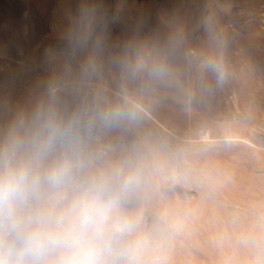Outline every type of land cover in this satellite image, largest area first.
<instances>
[{"label": "rangeland", "instance_id": "obj_1", "mask_svg": "<svg viewBox=\"0 0 264 264\" xmlns=\"http://www.w3.org/2000/svg\"><path fill=\"white\" fill-rule=\"evenodd\" d=\"M79 2L0 0V147L21 124L65 129L48 162L73 181L41 203L114 199L110 264H264V0H103L99 54L65 38ZM140 51L175 75L129 77ZM210 53L223 87L197 70Z\"/></svg>", "mask_w": 264, "mask_h": 264}, {"label": "clouds", "instance_id": "obj_2", "mask_svg": "<svg viewBox=\"0 0 264 264\" xmlns=\"http://www.w3.org/2000/svg\"><path fill=\"white\" fill-rule=\"evenodd\" d=\"M117 19L103 0H80L65 26L69 47L91 48L99 54ZM126 70L133 79L155 82H165L176 73L168 60L148 51L127 61ZM197 70L217 87L229 78L223 57L211 53ZM65 136V129L54 122L35 133L21 124L0 147V264H110L107 256L115 233L122 230L113 220L114 199L85 188L58 208L41 203L45 189L63 190L73 181L71 160L48 162Z\"/></svg>", "mask_w": 264, "mask_h": 264}]
</instances>
